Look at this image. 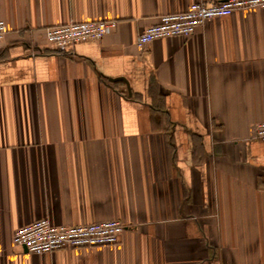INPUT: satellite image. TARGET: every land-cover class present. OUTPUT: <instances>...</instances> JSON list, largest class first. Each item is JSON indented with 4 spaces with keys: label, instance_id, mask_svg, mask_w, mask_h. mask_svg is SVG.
I'll use <instances>...</instances> for the list:
<instances>
[{
    "label": "crops",
    "instance_id": "obj_1",
    "mask_svg": "<svg viewBox=\"0 0 264 264\" xmlns=\"http://www.w3.org/2000/svg\"><path fill=\"white\" fill-rule=\"evenodd\" d=\"M199 1L0 0V264H264V8L136 44ZM100 19L118 23L73 52L46 39ZM41 217L127 228L106 246L14 244Z\"/></svg>",
    "mask_w": 264,
    "mask_h": 264
},
{
    "label": "built area",
    "instance_id": "obj_2",
    "mask_svg": "<svg viewBox=\"0 0 264 264\" xmlns=\"http://www.w3.org/2000/svg\"><path fill=\"white\" fill-rule=\"evenodd\" d=\"M249 8H264V0H211L199 1L187 10L164 13L158 21L140 32L136 44L145 47L151 41L169 37H189L195 30L216 17ZM116 19L70 21L49 25L45 29L49 43L61 50L74 51L75 44L88 40H100L117 26ZM8 27L0 19V41L4 40ZM254 140L264 141V121L255 126ZM127 224L119 219H106L81 224H55L48 217H41L16 228L13 242L25 246L35 254L53 253L71 248L112 245L119 242Z\"/></svg>",
    "mask_w": 264,
    "mask_h": 264
},
{
    "label": "water",
    "instance_id": "obj_3",
    "mask_svg": "<svg viewBox=\"0 0 264 264\" xmlns=\"http://www.w3.org/2000/svg\"><path fill=\"white\" fill-rule=\"evenodd\" d=\"M117 79H123V80H125V78L124 77H122V76H120V77H115V78H113L112 80H117ZM25 247V246H24ZM25 249L27 250V248L25 247Z\"/></svg>",
    "mask_w": 264,
    "mask_h": 264
}]
</instances>
